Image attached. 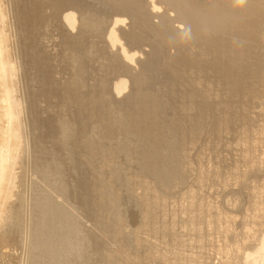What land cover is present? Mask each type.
I'll return each instance as SVG.
<instances>
[{
    "label": "bare ground",
    "instance_id": "obj_1",
    "mask_svg": "<svg viewBox=\"0 0 264 264\" xmlns=\"http://www.w3.org/2000/svg\"><path fill=\"white\" fill-rule=\"evenodd\" d=\"M0 264H264V0H0Z\"/></svg>",
    "mask_w": 264,
    "mask_h": 264
},
{
    "label": "rangeland",
    "instance_id": "obj_2",
    "mask_svg": "<svg viewBox=\"0 0 264 264\" xmlns=\"http://www.w3.org/2000/svg\"><path fill=\"white\" fill-rule=\"evenodd\" d=\"M217 1H218V0H217ZM223 1H225V0H222V2H223ZM241 47H242V46H241ZM239 52H240V51H239ZM239 52H238V53H239ZM249 52H250V51H249ZM243 53H244V51H242V54H243ZM96 137H97V136H96ZM91 140H92V138H91ZM96 140H97V138H96ZM98 140H99V138H98ZM87 142H88V145H89L90 142H89V141H87ZM136 142H137V141H136ZM136 142H134V144H133L134 147L132 146V149H133V148H134V149H133V150L130 149L131 152H132V151H133V152H132V153H130V151H129V152L127 151V152L129 153L128 155L130 156V154H131V155L134 154V150H135V151H136V152H135V156L138 154L137 157H138L139 155H140L139 157H141V153L143 152V149L145 148V146H144V144H143V145H140V144H142V143H139V142L136 143ZM84 143H85V142H84ZM136 145H137V146H136ZM139 145H140V146H139ZM141 146H142V149H141ZM143 146H144V147H143ZM128 147L131 148V146H127V149H129ZM135 147H136L137 150L135 149ZM137 147H138V148H137ZM140 149H141V150H140ZM138 150H139V153L137 152ZM122 153H124V151H122ZM125 153H126V152H125ZM125 153H124V155H125L124 157H125V159L128 160L129 156H127ZM166 154H167V153H166ZM169 154H172V153H169ZM169 154H168V155H169ZM126 156H127V158H126ZM135 156L130 157L129 160H130V161H133V158H135ZM170 156H171V155H170ZM122 157H123V156H122ZM122 157H121V158H122ZM124 157H123V158H124ZM137 157H136L135 159H137ZM139 157H138V158H139ZM82 158H83V157H82ZM123 158L120 159V160H123V161H124ZM131 159H132V160H131ZM127 160H125V161H127ZM129 160L127 161V164L129 163ZM137 160H138V159H137ZM137 160H136V161H137ZM125 161H124V162H125ZM133 162H135V161H133ZM133 162H130V163H133ZM125 163H126V162H125ZM135 163H136V162H135ZM88 182L90 183V181H87V182L84 181V182L82 183V185L84 184L86 187H88V186H89V185H88V184H89ZM86 184H87V185H86ZM84 185L81 186V188H80V187H77V188H78L77 190H78L79 192L77 191L76 193H77V195H78L79 197H80V195L82 194V195H81L82 198H80V199H81V201H82L83 203H84V201H83L84 198L87 197V200H86V198H85V200H86L87 203L90 204V202H92V197H91L92 193H91V192L89 193L88 190L91 189V188L88 189V188H86ZM89 187H90V186H89ZM81 189H82V191H81ZM83 189H85V190H83ZM87 189H88V190H87ZM86 190L88 191V192H87V195H86V193H85ZM83 191H84V192H83ZM80 192H81V193H80ZM82 192H83V193H82ZM76 193H75V195H76ZM78 193H79V194H78ZM84 194H85V197H84ZM90 194H91V195H90ZM90 198H91V199H90ZM89 199H90V201L88 202ZM86 202H85V203H86ZM89 204H88V205H89ZM88 205H86V207L84 206V207H85V210H87V211H88V210H92L91 212L89 211L90 213H92V214L89 213L91 216L94 215L95 212H96V214H95L94 216H92V217L97 218V217L99 216V214L97 215V209H96V210H93V209H94V207H93V202L89 205L90 207L92 206L91 208L89 207L90 209H89V208L87 209ZM87 211H86V212H87ZM93 211H94V213H93ZM96 215H97V217H96ZM89 218H90V217H89ZM99 219H100V218H99ZM99 219L97 218V220H99ZM100 220H101V219H100Z\"/></svg>",
    "mask_w": 264,
    "mask_h": 264
}]
</instances>
